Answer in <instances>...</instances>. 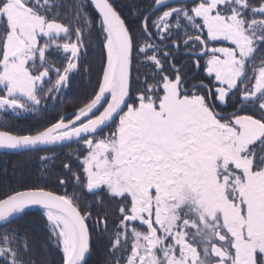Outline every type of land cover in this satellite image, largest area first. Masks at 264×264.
Here are the masks:
<instances>
[{
  "label": "snow or ice",
  "instance_id": "6c2138e0",
  "mask_svg": "<svg viewBox=\"0 0 264 264\" xmlns=\"http://www.w3.org/2000/svg\"><path fill=\"white\" fill-rule=\"evenodd\" d=\"M126 8L0 0V111L34 114L82 71L91 86L71 112L0 129V150L43 153L54 182L0 194V264H88L94 240L102 264H264V0Z\"/></svg>",
  "mask_w": 264,
  "mask_h": 264
},
{
  "label": "trees",
  "instance_id": "16d2710c",
  "mask_svg": "<svg viewBox=\"0 0 264 264\" xmlns=\"http://www.w3.org/2000/svg\"><path fill=\"white\" fill-rule=\"evenodd\" d=\"M113 2L119 10L125 13L127 12L126 5H128L129 0H113ZM138 2L147 3V0H138ZM84 63L91 67V79L94 83L100 63L99 47L89 49ZM90 90L91 86L84 78L82 71L79 76L73 78L71 86L65 89L58 99L55 101L51 100L49 107H46V105L43 106L44 112L38 111L36 115H27V117H24L26 119L19 123L11 122L6 124L5 122H0V129L17 132L32 126L43 125L49 120H54L60 114L73 111L74 107ZM56 151L67 152L68 149H56ZM41 154L43 153L0 152V194L12 190H22L32 186L52 188L54 182L49 178V174L42 172L41 162L38 159V156ZM63 159V155L57 157V167ZM23 225L32 231L35 236L43 237V225L39 219L38 210L32 209L31 214L25 217ZM104 258L105 251L103 245L94 240L93 251L88 258V264H102Z\"/></svg>",
  "mask_w": 264,
  "mask_h": 264
},
{
  "label": "rangeland",
  "instance_id": "374dc122",
  "mask_svg": "<svg viewBox=\"0 0 264 264\" xmlns=\"http://www.w3.org/2000/svg\"><path fill=\"white\" fill-rule=\"evenodd\" d=\"M50 103H51V100H48L46 104H42L41 105V112H44V108L43 106L46 105V107H49L50 106ZM43 108V109H42ZM27 115H36V113H21L20 115H16L14 113H12L10 110L8 112H3V111H0V122H5L6 124L7 123H11V122H21V121H24V117H27ZM22 119V120H20ZM37 210V209H36Z\"/></svg>",
  "mask_w": 264,
  "mask_h": 264
},
{
  "label": "water",
  "instance_id": "95a60500",
  "mask_svg": "<svg viewBox=\"0 0 264 264\" xmlns=\"http://www.w3.org/2000/svg\"><path fill=\"white\" fill-rule=\"evenodd\" d=\"M0 152H12V153H17V152H13V151H9V150H0Z\"/></svg>",
  "mask_w": 264,
  "mask_h": 264
},
{
  "label": "flooded vegetation",
  "instance_id": "af4514ba",
  "mask_svg": "<svg viewBox=\"0 0 264 264\" xmlns=\"http://www.w3.org/2000/svg\"><path fill=\"white\" fill-rule=\"evenodd\" d=\"M230 110V109H229Z\"/></svg>",
  "mask_w": 264,
  "mask_h": 264
}]
</instances>
